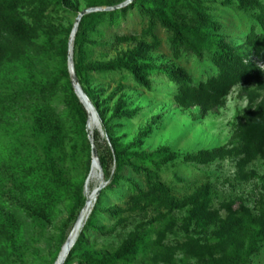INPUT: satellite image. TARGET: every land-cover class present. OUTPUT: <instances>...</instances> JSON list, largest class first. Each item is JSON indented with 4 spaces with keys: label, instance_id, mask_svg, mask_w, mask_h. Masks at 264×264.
Listing matches in <instances>:
<instances>
[{
    "label": "rangeland",
    "instance_id": "1",
    "mask_svg": "<svg viewBox=\"0 0 264 264\" xmlns=\"http://www.w3.org/2000/svg\"><path fill=\"white\" fill-rule=\"evenodd\" d=\"M111 1L117 7L130 0ZM260 1L264 3V0ZM210 6L212 14L222 24V33L232 44H243L255 26L252 15L236 7L223 8L219 3ZM91 9L87 0H69L50 17L64 30L62 38H71L79 15ZM146 26V20L137 9H133L116 27L103 23L95 30L87 31L84 45L77 47V57L82 54L87 61L97 62L115 60L118 52L134 48L140 41L151 42V37H143ZM115 35H131L135 41L116 46ZM155 36L159 41L157 51L152 54L156 66L183 68L193 77L195 84L216 74L207 57L198 59L183 54L180 59H175L169 44L170 33L165 29L158 26ZM46 41L43 36L37 43L44 45ZM94 41L103 45L93 47ZM106 43L109 46H105ZM62 65L61 58L52 52L40 61L0 62V230L10 231V237L0 233V264H55L81 217L78 211L74 218L70 217L76 205L75 195L81 193L88 203L90 194L102 185L97 198L101 197V213L95 222L102 230L85 232L89 248L93 251L113 253L139 224L151 222L158 215L152 207L146 211H128L125 222L119 223L107 213L116 206L126 208L131 186L121 182L116 189L108 191L105 171L112 170L110 165L105 170L101 167L98 171L100 177L89 181L92 169L89 171L88 167L90 156L93 157L91 139L94 140L95 132L100 134L95 145L104 157L108 137L101 125L94 131L88 128L81 136L76 134L65 95L49 89L52 75ZM151 81L152 91H148L136 85L131 78L122 81L119 75H94L86 83V88L96 92V101L106 122L114 137L120 138L123 144L136 143L140 135L150 128L152 132L144 138L143 151L152 154L165 147L171 148L176 155L175 161L168 164L156 162L160 165L162 180L176 196L182 198L205 184H212L216 209L224 202L239 198H243L248 207L255 208L264 194L262 159L247 168V172L257 174L247 182L239 179L234 159L218 161L208 167L189 165L184 161L187 155L201 150L239 146L235 135L249 109V101L243 93L246 87L236 86L223 108L204 116L199 108L184 110L177 105L174 97L178 90L165 74L152 76ZM120 84L125 86L122 91H119ZM119 102L124 104L125 110L138 112L135 119L129 121L113 117ZM38 115H45L48 120L43 128L37 122ZM57 130L68 135L63 150L61 147L50 148L51 138ZM122 174L145 189L143 178L136 176L129 167H125ZM187 216L188 211L185 210L168 218L176 221V227L168 235L166 246L185 240L186 234L181 226ZM164 226L165 221L146 227L152 232L151 240H156L157 232ZM213 230L204 237L210 239ZM82 232L83 229L80 234ZM153 254L154 251L150 250L133 264H152L150 258ZM182 263L195 264V261L179 252L177 264ZM249 264H264V245Z\"/></svg>",
    "mask_w": 264,
    "mask_h": 264
},
{
    "label": "trees",
    "instance_id": "2",
    "mask_svg": "<svg viewBox=\"0 0 264 264\" xmlns=\"http://www.w3.org/2000/svg\"><path fill=\"white\" fill-rule=\"evenodd\" d=\"M68 1L0 0V62L12 64L23 60L40 61L51 52L58 55L63 65L52 75L49 89L65 95L76 134L81 136L88 129L89 114L72 86L69 71L70 36L62 38L64 30L56 26L50 17ZM87 3L93 9L116 6L111 0H87ZM212 3H219L226 9L236 7L252 15L255 26L243 44H232L222 33V24L212 14ZM133 9H137L146 20L143 37H151L150 43L140 41L136 47L118 52L117 58L109 62L87 61L82 54L77 57V47L84 45L87 31L95 30L103 23L116 27ZM158 26L170 33L169 44L175 59H180L183 54L198 59L207 57L216 74L195 84L193 77L183 68L156 66L152 54L159 45L155 36ZM43 36L47 41L40 45L37 41ZM134 41L131 35L114 36L116 46ZM102 45L92 42L93 47ZM73 58L81 87L95 107L103 132L108 137L106 156L103 157L97 148L101 167L104 170L108 165L112 167L111 171H105V179L109 183L107 189L112 191L121 182L131 186L126 208L116 206L107 213L119 223L125 222L128 211H146L152 207L158 215L151 222L139 224L113 253L93 251L89 248L85 232L91 229L102 230L95 224L97 215L101 213L100 197L65 264H75L76 261L77 264H133L150 250L154 251L150 258L152 264H177L179 252L195 261V264H249L264 245V194L255 208L248 207L246 201L239 198L222 203L218 209L213 206L212 184L201 186L191 195L182 198L176 196L172 188L162 180L160 165L156 162L159 160L168 164L175 161L176 155L171 148L165 147L152 154L143 151L144 138L152 132L150 128L140 135L136 143L123 144L120 138L114 137L96 101V92L87 89L86 83L94 75H119L122 81L131 78L139 87L152 91L151 77L162 73L169 77L178 90L174 97L177 105L184 110L199 108L204 116L223 108L236 86H245L243 93L249 101V109L235 135L239 146L201 150L187 155L184 161L189 165L208 167L218 161L234 159L239 179L250 181L257 174L247 172V168L258 159L264 162V3L260 0H134L120 10L85 15L76 34ZM124 89V84H120L119 91ZM137 115V111L125 110L124 104L119 102L113 117L132 121ZM37 122L43 128L48 120L45 115H38ZM99 137L100 134L95 132V144ZM67 138L66 132L57 130L51 138L50 148L65 149ZM92 163L93 157L90 156L89 171ZM125 167L143 178L145 189L122 174ZM75 200L71 219L77 211L80 214L87 203V198H83L81 193L75 195ZM185 210L188 216L181 226L186 234L185 240L174 246H166L168 235L176 227V221L168 218L175 212ZM163 221V230L157 232L156 240H151L152 232L146 227ZM212 228L211 238H205L204 235ZM0 233L10 237L8 230L2 229Z\"/></svg>",
    "mask_w": 264,
    "mask_h": 264
},
{
    "label": "water",
    "instance_id": "3",
    "mask_svg": "<svg viewBox=\"0 0 264 264\" xmlns=\"http://www.w3.org/2000/svg\"><path fill=\"white\" fill-rule=\"evenodd\" d=\"M133 1L134 0H130L125 5H120V6L113 7V8H96V9H91V10H88V11H85V12L81 13L79 15L78 19H77L76 26H75L74 31H73V33L71 35V38H70V42H69V47H70V53H69V71H70V75H71L72 86H73V88L75 90L76 95L80 99L81 103L85 106V108H86V110H87V112L89 114V122H90L91 118L94 117L96 119L97 123L99 125H101V126H102V124H101V120L99 118V115H98L95 107L93 106L92 102L90 101V99L84 93V91H83V89L81 87V84L79 82V79L77 77L76 71H75V64H74L73 52H74V43H75L76 34L78 32L80 22H81V20L83 19V17L85 15L90 14V13H94V12H107V11L120 10V9H122L124 7H127ZM91 142H92V154H93L92 169L96 165L98 167V169L101 171V166H100V162H99V155H98L97 147H96L93 139H91ZM102 188H103V185L96 192H94L95 201L97 200L98 195H99V192L101 191ZM87 206H88V203L84 207L83 211L81 212V216L85 212ZM73 232H72V234H73ZM72 234L68 238L67 243H69ZM79 235H78V237H79ZM76 241H77V239H76ZM76 241H74V243L72 245H70V247L68 249V254L63 259L62 264H65V262H66V260H67V258L69 256V254L71 253L73 247L75 246Z\"/></svg>",
    "mask_w": 264,
    "mask_h": 264
},
{
    "label": "bare ground",
    "instance_id": "4",
    "mask_svg": "<svg viewBox=\"0 0 264 264\" xmlns=\"http://www.w3.org/2000/svg\"><path fill=\"white\" fill-rule=\"evenodd\" d=\"M100 125L97 123L96 119L94 117L91 118L90 122H89V125H88V128L91 130V131H94L95 128L99 127ZM99 169L98 167L95 165L92 169V172H91V175H90V180H93V179H96L99 176ZM97 182V181H96ZM91 184V183H90ZM95 203V195L94 193L93 194H90L89 196V201H88V206L85 210V212L83 213V215L80 217L75 229H74V232L71 236V239L69 241V243H66L64 248H63V251L60 255V257L58 258L57 262L55 264H62L63 262V259L67 256L68 254V249L70 247V245H72L74 243V241H76L78 235L80 234V232L82 231L90 213H91V210L94 209L93 208V205Z\"/></svg>",
    "mask_w": 264,
    "mask_h": 264
}]
</instances>
